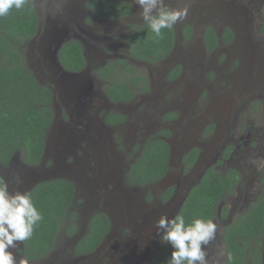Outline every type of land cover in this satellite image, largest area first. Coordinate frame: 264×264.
<instances>
[{
    "label": "rangeland",
    "instance_id": "1",
    "mask_svg": "<svg viewBox=\"0 0 264 264\" xmlns=\"http://www.w3.org/2000/svg\"><path fill=\"white\" fill-rule=\"evenodd\" d=\"M123 1L131 4L132 14L108 21L87 9L86 0H35L39 32L23 47L24 65L40 85L53 86L55 120L41 165L28 167L17 154L9 165L0 164V177L10 194L28 193L45 180L72 181L78 218L76 234L62 230L55 249L28 264H152L166 244L159 241L154 222L161 215L174 217L187 190L216 162L222 174L234 170L241 177L234 194L217 208L215 239L202 245L208 264H225L224 227L264 193V0H163L165 8H187L188 15L174 25V49L157 64L128 56L125 40L145 20L135 0ZM208 27L218 36L228 27L235 37L209 52L203 43ZM70 39L83 48V73L59 66L58 50ZM106 66L114 68L109 79L97 73ZM176 67L180 74L172 79ZM139 76L143 83L133 79ZM109 80L129 85L133 100L111 102L105 93ZM107 114H121L124 122L109 126ZM161 130L170 132L167 177L154 186H129L126 175L139 147ZM190 149L199 151V159L185 175L182 159ZM170 187L172 199L163 204L160 196ZM223 207L226 219H221ZM100 212L111 220L106 240L90 256L75 255L89 219ZM14 244L7 251L19 264L21 242Z\"/></svg>",
    "mask_w": 264,
    "mask_h": 264
},
{
    "label": "trees",
    "instance_id": "2",
    "mask_svg": "<svg viewBox=\"0 0 264 264\" xmlns=\"http://www.w3.org/2000/svg\"><path fill=\"white\" fill-rule=\"evenodd\" d=\"M87 7L106 20L121 19L129 15L131 10L121 0H89ZM38 29L37 10L30 4L22 10L12 9L7 16L0 17V164L5 166L17 154L21 155L24 165L39 166L54 120L52 89L40 85L24 65L23 47L36 37ZM262 31L264 32V25ZM190 32L191 28L187 27L186 35ZM230 37L232 32L226 28L223 40L228 41ZM217 42L215 32L207 29L204 43L208 50H214ZM125 43L131 59L155 64L172 51L175 31L174 28L163 29L162 38H156L145 21L142 25L132 27ZM58 59L61 66L70 73L80 72L86 66L83 48L77 41L64 44ZM113 71V66H106L97 73L100 77L109 79ZM177 74L178 69L174 71V76ZM133 79L143 81L141 76ZM105 90L114 103L129 102L134 97L131 87L120 81L109 80ZM118 122H123L122 116ZM159 136L166 138L169 133L161 131ZM197 157L198 151L189 152L184 159L185 165L194 164ZM169 160L170 146L165 140H147L128 169V185L147 187L159 182L169 170ZM239 180L240 175L234 170L222 174L215 169H208L198 185L190 190L178 215L184 216L186 224L191 223L194 218L212 219L220 200L234 193ZM28 193L43 219L34 225L32 236L21 242V254L28 262H35L46 258L55 249L62 230L68 236L77 233L78 214L73 211L76 187L69 180L54 179L37 184ZM172 193L173 189L168 190L164 199H168ZM226 214L227 208L224 207L223 217ZM109 230L110 220L106 214L93 215L88 222L87 232L75 246V253H93L102 244ZM263 236L264 193L244 214L225 228V264H246L248 259L251 264H260ZM171 250L168 244L162 246L156 253L153 264H169Z\"/></svg>",
    "mask_w": 264,
    "mask_h": 264
},
{
    "label": "clouds",
    "instance_id": "3",
    "mask_svg": "<svg viewBox=\"0 0 264 264\" xmlns=\"http://www.w3.org/2000/svg\"><path fill=\"white\" fill-rule=\"evenodd\" d=\"M135 2L141 7V16L156 38H162L163 29H172L188 15L187 8H165L163 0ZM29 4L35 9V0H0V17L7 16L12 9L22 10ZM153 9H158L157 15L151 14ZM42 219L43 216L34 206L31 195L19 191L10 194L7 181L0 177V264H16L7 249L16 246L14 241L29 239L34 225ZM154 227L159 241L170 245L172 249L169 264H208L202 245H208L215 239L217 224L212 219L194 218L191 223L186 224L183 215L172 218L161 215L154 222ZM19 264H28V261L22 259Z\"/></svg>",
    "mask_w": 264,
    "mask_h": 264
},
{
    "label": "flooded vegetation",
    "instance_id": "4",
    "mask_svg": "<svg viewBox=\"0 0 264 264\" xmlns=\"http://www.w3.org/2000/svg\"><path fill=\"white\" fill-rule=\"evenodd\" d=\"M89 0H86V2H85V6H86V8L87 9H89L90 11H93V12H95L93 9H91V8H88L87 7V2H88ZM102 1H104V2H106V1H108V0H102ZM121 1H123V0H121ZM127 5H128V7H130L131 8V10H130V13H129V15H127V16H125V17H122L121 19H118V20H122V19H125V18H127V17H129L131 14H132V6H131V4H129L128 2H126V1H124ZM264 11V10H263ZM96 13V12H95ZM97 15V14H96ZM39 18V17H38ZM101 18V17H100ZM102 19H104V18H102ZM104 20H106V19H104ZM108 21H117V20H108ZM264 21V20H263ZM189 27V26H188ZM187 28V27H186ZM185 28V29H186ZM210 27H208V28H206L205 29V31L207 30V29H209ZM228 28V27H227ZM210 29H212V28H210ZM228 29H230V28H228ZM214 32H215V30L214 29H212ZM225 30H226V28L223 30V33L220 35V36H218L217 35V33L215 32V35L217 36V38H218V42H217V45H216V47L214 48V50H212V51H209L208 50V48L205 46V43H204V36H203V43H204V46L206 47V49L209 51V52H213V51H215L216 50V48L222 43V44H229V43H231L232 42V40L234 39V37H235V35H234V31L232 30V29H230L231 30V32H232V37H230L229 38V40L228 41H225V40H223V36L225 35ZM205 31H204V35H205ZM38 32H39V29H38ZM191 32H192V29H191ZM191 32H190V34H188L187 35V37L189 38L190 37V35H191ZM38 34V33H37ZM37 36V35H36ZM36 38V37H35ZM34 38V39H35ZM33 40V39H32ZM31 40V41H32ZM71 41H77V40H75V39H70V40H67V41H65L61 46H60V48H59V50H58V53H57V60H58V63H59V66L65 71V72H67V73H70V72H68V71H66L62 66H61V64H60V62H59V59H58V54H59V51L61 50V48H62V46L64 45V44H66L67 42H71ZM78 42V41H77ZM81 44V43H80ZM175 45V44H174ZM173 49H174V47H173ZM172 49V50H173ZM172 52V51H171ZM170 52V53H171ZM83 54H84V52H83ZM85 57V56H84ZM167 57H165L164 59H162V60H160V61H158L157 63H159V62H161V61H163V60H165ZM85 60H86V58H85ZM157 63H155V64H157ZM87 67V62H86V66H85V68ZM85 68L82 70V71H80V72H76V73H70V74H79V73H83V71L85 70ZM104 68V67H103ZM176 69H178V74L176 75V76H174V71L176 70ZM180 74V68L179 67H176L173 71H172V79H175V78H177V76ZM35 77V76H34ZM37 80V79H36ZM39 83V82H38ZM43 86V85H42ZM46 87H50L51 89H52V92H53V101H54V91H53V86H51V85H48V86H46ZM105 93H106V90H105ZM106 96L108 97V95H107V93H106ZM135 97V96H134ZM133 97V98H134ZM109 99V98H108ZM110 100V99H109ZM133 100V99H132ZM131 100V101H132ZM111 101V100H110ZM112 102V101H111ZM130 102V101H129ZM114 103V102H113ZM120 103H128V102H116L115 104H120ZM54 110V109H53ZM120 116H122L123 117V122H124V116L123 115H121V114H107L106 116H105V118H104V121H105V123L107 124V125H109V126H117V125H120L121 123L120 122H118L119 120H120ZM54 120H55V112H54ZM54 120H53V124H54ZM110 122H113V123H115V124H111ZM53 124H52V126H53ZM52 128V127H51ZM51 128H50V130H51ZM49 130V131H50ZM161 131H167L168 133H169V136H170V132L168 131V130H161ZM160 131V132H161ZM160 132H158V134H157V137H155V138H158V139H163V140H165L167 143H168V139H169V136L168 137H161V136H159V133ZM48 134H49V132H48ZM47 137H48V135H47ZM169 144V143H168ZM46 145H47V141H46ZM170 146V145H169ZM139 149H141V146L139 147ZM193 150H196V151H198L197 149H190L189 151H187L185 154H184V156H183V159H182V162H183V164H184V174L185 175H187L188 173H189V170L197 163V161H198V159H199V151H198V157H197V159H196V161H195V163L194 164H192V165H185V163H184V159H185V157H187V155H188V153L189 152H191V151H193ZM45 152H46V148H45ZM45 152H44V155H45ZM172 151H171V146H170V160H169V170H168V172L166 173V175L159 181V182H157V183H154V184H152V185H149V186H154V185H157V184H159V183H161L166 177H167V175H168V173H169V171H170V167H171V157H172ZM140 154V153H139ZM44 155H43V159H44ZM43 159H42V161H43ZM216 164H217V166L219 165V162L217 163H215L214 164V166H211V167H209V168H207L203 173H202V175L199 177V179H198V181L191 187V188H189L188 190H187V192H186V195H185V197H184V200H183V202H182V204H181V206H180V208H179V210L177 211V213L175 214V216L176 215H178L179 213H180V209H181V207L183 206V204H184V202H185V200H186V197L188 196V194H189V192H190V190L193 188V187H195L196 185H198V183L200 182V180H201V178L203 177V175H204V173L208 170V169H215V170H217L216 169ZM41 165V164H40ZM29 167V166H28ZM38 167V166H37ZM218 171V170H217ZM220 172V171H219ZM241 178V177H240ZM50 180H54V179H50ZM66 180H68V179H66ZM45 181H49V180H45ZM70 181V180H69ZM126 181H127V176H126ZM240 181V180H239ZM41 182H43V181H41ZM41 182H39V183H41ZM72 182V181H71ZM39 183H37V184H39ZM239 183V182H238ZM238 183L236 184V186L238 185ZM36 184V185H37ZM36 185H34V186H36ZM33 186V187H34ZM236 186H235V188H236ZM32 187V188H33ZM132 187V186H131ZM148 187V186H147ZM235 188H234V192H235ZM170 189H173V193L170 195V197L168 198V199H164V197H165V194H166V192L168 191V190H170ZM173 194H174V188L173 187H170V188H167L162 194H161V196H160V198H161V202L163 203V204H165V203H167L168 201H170L171 199H172V196H173ZM234 194V193H233ZM232 194V195H233ZM232 195H230V196H232ZM262 196V195H261ZM260 196V197H261ZM229 197V196H228ZM227 198V197H226ZM224 199V198H223ZM223 199H221L220 200V202L223 200ZM256 201V200H255ZM254 201V202H255ZM220 202H219V204H220ZM253 203V202H252ZM219 204L216 206V209H215V212H214V214H213V218H212V220L215 218V216H216V213H217V208H218V206H219ZM224 208V207H223ZM249 209V208H248ZM100 213H102V212H100ZM245 213V212H244ZM243 213V214H244ZM97 214V213H96ZM105 214V213H104ZM95 215V214H94ZM227 215H228V209H227V214H226V216L225 217H223V209H222V212H221V219H226L227 218ZM239 216H241V215H239ZM238 216V217H239ZM92 217V216H91ZM238 217H237V219H238ZM109 218V220H110V217H108ZM236 219V220H237ZM90 220V219H89ZM236 220H234V221H236ZM233 221V222H234ZM89 222V221H88ZM232 222V223H233ZM232 223H230V224H232ZM230 224H228V225H230ZM228 225H226L225 227H224V230H225V228L228 226ZM111 220H110V230H109V232H108V234L110 233V231H111ZM108 234L106 235V237H105V239H104V241L106 240V238H107V236H108ZM263 238H264V236H263ZM263 238H262V246H264V240H263ZM81 239V238H80ZM79 239V240H80ZM78 240V241H79ZM222 240H223V244H224V231H223V238H222ZM78 241H77V243H78ZM104 241L102 242V244L104 243ZM76 243V244H77ZM102 244L93 252V253H95L101 246H102ZM164 245H166V244H163V245H161L160 247H159V249L162 247V246H164ZM22 246V245H21ZM158 249V250H159ZM225 251H226V249H225ZM158 252V251H157ZM156 252V253H157ZM74 253H75V249H74ZM93 253H91V254H88V255H78V254H76L75 253V255H77V256H83V257H86V256H90V255H92ZM156 253H155V255H156ZM155 255H154V257H155ZM227 255V254H226ZM262 256L264 257V252L262 251ZM261 256V257H262ZM226 260H227V258H226ZM249 260V259H248ZM247 260V261H248ZM153 261H154V258H153ZM153 261H152V264H153ZM250 261V260H249ZM251 262V261H250ZM247 264V263H246Z\"/></svg>",
    "mask_w": 264,
    "mask_h": 264
}]
</instances>
